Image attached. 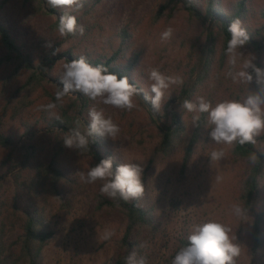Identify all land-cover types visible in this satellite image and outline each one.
<instances>
[{"label": "rangeland", "instance_id": "1", "mask_svg": "<svg viewBox=\"0 0 264 264\" xmlns=\"http://www.w3.org/2000/svg\"><path fill=\"white\" fill-rule=\"evenodd\" d=\"M239 1L218 0L214 9L223 15L233 13ZM164 2L83 0V7L79 9L56 8L72 13L78 18V25L83 26V35L77 32L71 38L61 37L51 28L54 17L33 15L29 9L22 8V0L11 1L0 12V19L8 24L17 44L33 53L36 64L42 63L46 56H60L52 67L45 68L47 77L43 88L29 96L31 104L15 120L7 122L3 130L14 139L12 148H0V215L1 211L8 215L0 230L5 247H16L22 211L35 205L53 232L41 251L40 264H110L116 258L124 218L108 208L97 209V196L103 182L87 184L79 175L90 169V157L63 145L66 136L51 126L52 118L61 111L57 107L52 114L43 106L54 103L55 93L63 86L60 77L66 53L72 57L106 59L121 47V57L116 63L129 68L128 78L138 86L136 107L131 111L121 110L92 101L79 92L64 97L62 106L71 115L80 111L79 118L89 123V110L93 107L102 110L120 129L114 140L98 135L106 157H111L116 166L140 163L143 167V195L129 200H137L142 208L149 210L157 225L155 235L146 240V264H172L178 239H188L197 225L210 221L229 229V237L240 248L234 261L264 264V245L253 262L250 258V215H237L233 210L234 206H239L241 183L252 162L232 154L234 143L213 142L209 136L213 125L208 118L184 172H180L183 149L194 128V117L199 116L182 107L184 100L197 102L202 97L214 107L223 100H240L249 90L257 91L255 79L248 83L239 78L234 80L233 75L252 57L253 63L264 69V48L254 50L245 44L237 49L236 65L232 66L218 22H204L190 16L181 4L174 11L166 9L160 15L158 11ZM196 3L202 10L206 4L205 0H196ZM244 7L245 11L238 18L241 27L247 34L259 31L256 39L264 42V0H245ZM168 29L171 36L162 38V33ZM48 44L52 47H47ZM55 48L59 52L52 55ZM153 68L182 80L170 87V98L166 94L161 107L156 109L155 123L140 101L145 94L153 95V82L149 79ZM4 74L5 71L0 72V79ZM27 74L23 71L5 96L20 87ZM20 95L21 92L18 97ZM172 113L179 116L178 127L173 123ZM165 128L173 132L166 147L162 146L161 133ZM79 130L84 134L81 126ZM58 143L63 149L55 163L66 179L62 202L30 188L28 181L36 162L34 157L48 164ZM29 147L34 148L31 150L34 152L31 158H26ZM213 151H223L224 156L214 161L211 159ZM255 209L264 212V173ZM106 230L111 232L108 239L103 238Z\"/></svg>", "mask_w": 264, "mask_h": 264}, {"label": "trees", "instance_id": "2", "mask_svg": "<svg viewBox=\"0 0 264 264\" xmlns=\"http://www.w3.org/2000/svg\"><path fill=\"white\" fill-rule=\"evenodd\" d=\"M13 0H3L0 2V12L4 10L6 4ZM218 0H205L204 9H200L196 0H165L164 4L159 8L158 14H162L164 10L169 9L174 11L179 4L190 15L195 18L203 19L206 21L218 22L221 25V32L223 34V46L227 49V43L231 39V33L228 32V25L233 20H237L241 13L245 11V0H240L235 4L234 12L223 15L220 11L214 9L215 2ZM85 6V5H84ZM22 8H27L33 15H40L46 17H54V22L50 25L51 28L57 31L59 16L66 11H58L48 4L47 0H22ZM69 13V12H67ZM72 15V13H69ZM77 18V17H76ZM78 19V18H77ZM78 22V20H77ZM73 35H69L66 38H71ZM249 40L246 45L250 46L254 50H261L264 48V42L257 40L256 37L260 36L259 31H254L253 34H248ZM208 41L211 44V35H208ZM122 48L112 52L109 58L103 59H89V63L92 65H104L111 72L118 74L119 76H128L127 66L117 64L119 60L120 52ZM67 54L66 63L79 57H72ZM60 56L51 57L46 56L42 63H35L33 60V53L31 51H25L24 46L18 45L8 24L0 19V72L5 71V74L0 79V148H12L14 145V139L11 136L5 135L3 130L6 123L15 120L20 113L27 108L31 101L29 96L43 88V83L46 80L45 68L52 67L56 60ZM23 71H27V77L23 84L16 88V90L5 96L9 92V87L16 81ZM129 82L136 87L134 81L129 79ZM138 89V86L136 87ZM21 95L18 97V94ZM140 93V92H139ZM138 93V95H139ZM140 97V96H139ZM143 97V96H142ZM141 103H144L151 120L156 122V109H154L151 103L144 99H140ZM56 102V101H55ZM54 102V103H55ZM58 110L61 111L60 115L52 118V127L59 129L61 134L65 136L71 133V130L77 126H81L84 130V134L88 131V121H82L79 116L81 114L78 111L76 114H70L67 109L58 104ZM173 123L178 127L179 116L176 113H172ZM208 113H199V119L196 120L194 128L187 140V143L183 149V156L180 165V172L183 173L189 159L191 158L194 147L200 138L206 124ZM79 121V125H77ZM162 133V146L166 147L170 136L173 132L170 129H161ZM88 147L83 150H76L83 156H88L91 159L90 167L99 163L101 159L107 158L105 151H103L100 137L90 136L88 137ZM33 147V146H32ZM29 147V153H26V158H31L34 148ZM63 146L60 143L57 144V150H54L51 161L46 164L37 157H34L35 165L29 173L30 188L35 191L43 192L46 196H53L56 199L63 201V187L66 179L63 172L58 168L55 163V159L62 151ZM255 153L257 160L255 163H251L241 183V188L238 196V203L241 209V213L244 216L250 215L251 221L249 226V254L252 262L257 256V253L262 249L264 245V212H257L255 209L256 199L261 187V179L264 173V132L260 136L256 137V143L240 144L234 142L232 154L240 159H249V157ZM27 160V159H25ZM116 165L113 164L115 170ZM2 182L0 177V203H2L1 196ZM16 197V204L18 202ZM97 209L108 208L112 211L119 213L125 221V225L118 240V254L116 258L110 264H126V257L132 253H135L137 259L144 257L146 260V240L149 237H153L156 232L157 225L153 216L149 210L142 208L137 200H123V199H111L101 193L97 196ZM31 206V205H30ZM28 206L22 211L20 235L17 242L14 244L16 247H5L2 244V237L0 238V264H40V256L43 247L51 239L53 232L48 228L47 223L43 217L42 211L38 210V207L32 205ZM64 206V205H63ZM8 219V215H5L1 211L0 215V230L2 231L4 222ZM0 231V234H1ZM189 243L187 238L178 239L174 254L187 246ZM16 251V252H15ZM175 255H173L175 257ZM172 256V257H173ZM234 264H238L234 261ZM252 264V263H251Z\"/></svg>", "mask_w": 264, "mask_h": 264}, {"label": "clouds", "instance_id": "3", "mask_svg": "<svg viewBox=\"0 0 264 264\" xmlns=\"http://www.w3.org/2000/svg\"><path fill=\"white\" fill-rule=\"evenodd\" d=\"M53 8L79 9L83 7V0H47ZM57 31L61 37L75 35L77 32L83 35L84 28L78 25L77 18L67 12L59 16ZM228 32L231 39L227 43L226 52L229 54V64L236 65V51L242 48L248 40L247 32L241 27V22L231 21L228 25ZM171 36V29L162 33V38ZM51 48L52 45L48 44ZM59 52L58 48L53 49L52 55ZM231 74V73H230ZM246 81L248 83L255 79L258 86L257 91L249 90V94L240 100H223L214 107L206 102L202 97L197 102L184 100L182 107L188 112L208 113V122L213 125L209 136L217 144H233L239 142L256 143V137L264 132V69L256 66L251 60L245 62L242 69L233 75V79ZM151 92L149 97L144 95V99L150 101L154 109H159L170 93L168 90L172 85L182 83L179 77L163 74L159 69L153 68L149 72ZM62 88L55 93L56 102L49 103L44 110L54 114L58 104L62 106L64 97L70 93L79 92L92 101L101 102L121 110L131 111L136 107L135 97L139 90L129 82L128 76H119L111 72L104 65H92L86 57L80 56L63 65L60 77ZM90 123L88 131L83 134L79 127L71 130L63 140V145L69 149L83 150L88 147V137L99 135L101 137L114 138L120 129L110 117L106 118L102 110L95 107L89 110ZM195 116L194 120H198ZM79 125V121H77ZM224 156L223 151H213L212 160H219ZM250 162L255 163L257 156L253 153L249 157ZM143 167L140 163H125L113 169L111 157L101 159L99 163L90 167L85 172H80V179L87 184L102 181L100 193L111 199H137L143 195L144 187L142 183ZM234 212L239 215L241 209L234 206ZM229 229L221 223L207 222L197 225L193 233L188 237V245L181 248L172 264H234V258L240 253V248L232 242L229 237ZM111 232H105L103 238L108 239ZM126 264H146L144 257L137 259L135 253L126 258Z\"/></svg>", "mask_w": 264, "mask_h": 264}]
</instances>
